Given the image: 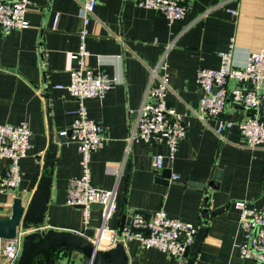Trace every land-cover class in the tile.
Here are the masks:
<instances>
[{
    "label": "crops",
    "instance_id": "0c3cea01",
    "mask_svg": "<svg viewBox=\"0 0 264 264\" xmlns=\"http://www.w3.org/2000/svg\"><path fill=\"white\" fill-rule=\"evenodd\" d=\"M29 1V27L7 35L0 31V124L26 123L31 132V148L19 163L20 185L0 193V218L11 215L15 198L27 206L37 187L49 142V118L58 148L44 222L37 228L70 231L96 241L101 208L91 209L85 226L80 208L66 205L67 182L81 174L77 144L57 141L78 109L64 87L77 66L70 54L80 45V5L78 0ZM183 1L184 17L168 22L155 10L138 7L137 0H97L85 40V68L106 72L113 85L102 100L84 101L88 118L101 126L104 136L102 146L91 154V185L115 192L116 211L106 223L109 228L128 225L134 214L162 209L170 218L207 228L200 251L213 257L212 264H243L238 245L244 234L232 203L244 200L264 210V145L248 148L236 126L220 138L213 130L214 120L197 116L201 91L196 73L199 68H219L218 54L231 42L235 68L244 67L251 53L264 50V0ZM161 60L168 74L166 104L183 117L187 128L170 161L162 144L135 142L126 155L130 129L150 81L149 69ZM251 114L229 101L222 117L240 123ZM257 115L264 120V106ZM153 153L165 157L163 169L170 170V179L161 181L163 169L151 167ZM8 165V160H0V170ZM216 170L221 172L219 180H213ZM124 248L128 264H179L135 240ZM63 264L87 262L70 252Z\"/></svg>",
    "mask_w": 264,
    "mask_h": 264
},
{
    "label": "built area",
    "instance_id": "2783aa9c",
    "mask_svg": "<svg viewBox=\"0 0 264 264\" xmlns=\"http://www.w3.org/2000/svg\"><path fill=\"white\" fill-rule=\"evenodd\" d=\"M78 2L82 21L78 33L80 45L77 52L70 54V60H75L77 66L71 70L69 83L64 87L77 100L78 109L69 129L60 135L77 144L81 174L67 182L66 205L80 208L85 226L89 223L92 205L102 207V225L97 230L96 238L101 249H109L118 244L124 246L135 240L143 248H155L177 259L179 264H185L186 253L195 241L198 228L170 218L162 209L148 215L134 214L129 224L119 229L106 225L116 211L115 192L113 189L101 190L91 185V154L102 146L104 136L101 126L88 118L84 101L102 100L112 88L113 81L106 72H93L85 68L88 56L85 40L90 35L89 24L95 19L97 0ZM136 4L140 8L155 10L168 22L182 19L187 12L183 0H137ZM29 7V0H0V31L7 35L27 29L29 23L26 13ZM233 49L231 42L226 51L218 54L219 68L197 70L196 84L201 95L196 114L200 118L214 120L213 130L220 138L226 130L236 126L245 137L247 147L254 149L264 145V120L257 115L258 110L264 106V50L251 53L244 67L235 68L232 64ZM149 72L150 81L130 129L126 155L130 151V145L135 142L162 144L169 151L166 160L170 161L179 142L185 137L187 128L183 117L166 104L169 85L164 62L161 60ZM230 82L234 85L230 86ZM229 101L253 114L240 123L224 119L222 114ZM30 138L31 132L26 123L0 124V160L9 162L5 170H0V193L16 189L20 185L19 163L31 148ZM150 158L153 170L165 167L163 155L153 153ZM172 179L178 180L179 177L173 176ZM232 205L239 213V226L244 234L243 242L238 245L243 264H264V210H258L244 200L234 201ZM36 230L43 229H18L12 239L0 238V264H15L22 250L24 235Z\"/></svg>",
    "mask_w": 264,
    "mask_h": 264
},
{
    "label": "water",
    "instance_id": "95a60500",
    "mask_svg": "<svg viewBox=\"0 0 264 264\" xmlns=\"http://www.w3.org/2000/svg\"><path fill=\"white\" fill-rule=\"evenodd\" d=\"M48 96H46L47 99ZM49 125V142L43 156L42 175L37 187L31 196L27 206L22 205L19 198L13 200L11 215L0 218V238L12 239L18 229L28 230L31 226H42L45 218L46 207L49 202L51 192V182L55 156L58 144L54 142V136ZM61 143L69 140L60 136L57 140ZM220 170H216L213 180H219ZM170 170H162L160 180L170 179ZM195 187L203 188L202 184H192ZM79 208V207H78ZM92 208H102L99 205H92ZM220 210L212 212V215ZM207 223L208 213L203 215ZM123 223L120 228H122ZM207 228L202 226L198 229L195 241L186 253L185 264H195L196 260L212 264L213 257L200 251L201 244L205 238ZM76 252L83 256L87 264H128L127 254L122 244L109 249H101L97 242H93L86 237L70 231L39 230L28 232L23 237L22 250L15 264H63L64 253ZM56 254L57 257H51Z\"/></svg>",
    "mask_w": 264,
    "mask_h": 264
},
{
    "label": "trees",
    "instance_id": "16d2710c",
    "mask_svg": "<svg viewBox=\"0 0 264 264\" xmlns=\"http://www.w3.org/2000/svg\"><path fill=\"white\" fill-rule=\"evenodd\" d=\"M68 253H70V252H66V253H64V256H65L66 254H68ZM51 257H57V255H56V254H52Z\"/></svg>",
    "mask_w": 264,
    "mask_h": 264
}]
</instances>
